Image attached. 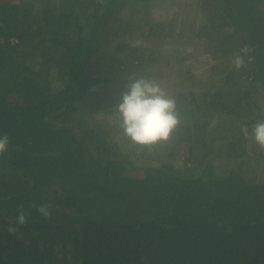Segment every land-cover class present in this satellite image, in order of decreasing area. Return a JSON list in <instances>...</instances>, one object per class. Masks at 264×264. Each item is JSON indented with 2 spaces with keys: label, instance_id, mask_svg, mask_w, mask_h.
<instances>
[{
  "label": "trees",
  "instance_id": "16d2710c",
  "mask_svg": "<svg viewBox=\"0 0 264 264\" xmlns=\"http://www.w3.org/2000/svg\"><path fill=\"white\" fill-rule=\"evenodd\" d=\"M150 1L0 0V134L10 138L0 156V264H264V180L223 166L248 142L257 147L252 126L264 121V0H200L201 37L215 58L240 57L243 71L232 73L250 81L220 91L232 73L210 75L207 89L176 90L181 122L170 140L148 150L126 138L124 153L108 129L120 132V75L154 60L136 32L179 38L198 23L137 25L131 12ZM182 143L188 156L171 161Z\"/></svg>",
  "mask_w": 264,
  "mask_h": 264
},
{
  "label": "rangeland",
  "instance_id": "374dc122",
  "mask_svg": "<svg viewBox=\"0 0 264 264\" xmlns=\"http://www.w3.org/2000/svg\"><path fill=\"white\" fill-rule=\"evenodd\" d=\"M151 0V4L143 5L135 10H131V15L136 18L137 25H142L141 19L146 21L154 19L155 21L167 20L169 18H175L178 20L181 16H187L190 20L196 18L197 28L191 30L190 26L184 28L183 36L179 38H161L158 35L146 37L148 35L147 31L139 29L136 32V38L134 43H143L147 48L149 53L147 57L154 59L148 68L144 72H133L124 71L121 73L120 77L126 79L130 75L135 77L139 76H149L157 80L161 86L167 91L171 96L176 90L183 92H196L207 89L210 85L209 78L211 76L220 78L222 75L227 73H232V68L239 69V72L243 71L242 67L236 68L234 65V56H221L215 58L212 54L214 47L212 44L205 40L200 35V30L198 24L204 20V15L202 10H200V0H196L198 6H196L195 0ZM195 2V4H193ZM191 16V17H190ZM144 23V22H143ZM187 25V24H186ZM142 27V26H141ZM160 53L159 57H156ZM237 53V51H236ZM235 53V54H236ZM186 55L187 59H181V56ZM149 59V60H150ZM169 60L170 62H167ZM102 75H114V73L108 70H100ZM215 72V73H213ZM110 73V74H109ZM110 75V76H111ZM118 74H115L117 76ZM211 75V76H210ZM229 80H224L219 86L220 91L227 89L231 92L237 91L240 87H244L250 79L246 78L245 75L239 76L237 70L232 74ZM119 77V75L117 76ZM123 81H121L122 83ZM94 88L98 89L97 86ZM260 93L256 97L262 108V113H264V89L259 87ZM215 103L218 106L219 95L216 96ZM105 112H100L99 118L104 117ZM215 120L219 123L224 122L228 118L223 113L221 114L219 108L215 110ZM117 118L114 121L118 120ZM111 131V137L114 141H118L120 147L124 153L131 151L130 145L126 142V137H124L121 132L115 131L114 128L108 127ZM246 137L250 136V132L247 131ZM110 137V138H111ZM251 141V139H249ZM252 142H248L247 154H244L238 160H229L228 163L223 164L225 168H236L241 169L248 177L255 178L259 181L264 180V149L251 148ZM131 146H134L131 144ZM134 149V147H132ZM140 151V149H139ZM188 156V144L182 143L177 149L173 156H170L171 161H177L179 159L186 158ZM133 166H140L143 164V159L141 157L134 158L132 161ZM135 168L131 165L128 168L129 173H133ZM135 173H138L135 172Z\"/></svg>",
  "mask_w": 264,
  "mask_h": 264
},
{
  "label": "clouds",
  "instance_id": "9594fccd",
  "mask_svg": "<svg viewBox=\"0 0 264 264\" xmlns=\"http://www.w3.org/2000/svg\"><path fill=\"white\" fill-rule=\"evenodd\" d=\"M244 46L250 49L246 51ZM241 51L249 54L252 46L245 44ZM233 63L236 68L243 65L240 57H236ZM113 110L118 114L121 134L132 145L148 150L161 142H168L181 122L175 98L171 97L157 80L149 76L130 75L120 102ZM251 136L256 145L264 149V121H258L252 126ZM9 146V136L0 134V156L8 151ZM37 211L45 217L51 215L47 204L38 206ZM26 222L27 217L21 207L16 223L24 225ZM7 230L12 234L16 232V227L10 225Z\"/></svg>",
  "mask_w": 264,
  "mask_h": 264
},
{
  "label": "built area",
  "instance_id": "2783aa9c",
  "mask_svg": "<svg viewBox=\"0 0 264 264\" xmlns=\"http://www.w3.org/2000/svg\"><path fill=\"white\" fill-rule=\"evenodd\" d=\"M243 49H245L246 51H248L250 48L248 46H244Z\"/></svg>",
  "mask_w": 264,
  "mask_h": 264
}]
</instances>
